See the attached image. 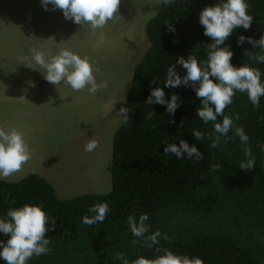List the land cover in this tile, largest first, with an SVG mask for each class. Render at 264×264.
Here are the masks:
<instances>
[{
    "label": "trees",
    "instance_id": "obj_1",
    "mask_svg": "<svg viewBox=\"0 0 264 264\" xmlns=\"http://www.w3.org/2000/svg\"><path fill=\"white\" fill-rule=\"evenodd\" d=\"M222 2L174 0L171 5L161 4L148 21L150 46L134 70L126 98L127 122L124 120L114 136L109 163L112 189L108 193L62 198L40 172L18 181L0 179V218H7L11 208L32 204L42 206L56 220L46 233L52 251L33 256L28 264H122L115 259L118 252L131 264L141 256L154 259L163 254L157 248L200 257L204 264H264V161L254 152L258 144H264V96L255 109L246 93L236 91L225 115L239 113L240 119L234 120L233 129L215 148L207 138L214 132L212 122L205 124L197 117L202 98L193 86L164 88L166 100L170 101L173 93L179 97L174 115L166 111V105L145 103L153 88L164 87L168 67L180 56L192 55L201 63L207 60V46L213 41L204 35L199 15L206 6ZM247 3L253 16L251 27L235 29L222 47L233 52L234 66L249 64L260 69L264 83V64L245 55L246 50L259 51L247 37L264 35V0ZM170 27L175 30L170 31ZM241 35L246 38L244 44L238 43ZM176 71L182 77L187 74L179 64ZM222 119L218 116L217 122L222 123ZM235 127H243L248 146L259 160L252 170L239 167L245 155L239 137L234 135ZM193 129L205 133V139L197 141ZM181 139L195 144L204 159L164 154L166 143L178 145ZM211 166L216 170L211 171ZM105 202L110 211L102 223L91 227L82 223L85 215H93L88 211L91 206ZM141 214H148L146 223L152 232L160 230L162 234L152 248L131 243L134 237L127 217L134 215L138 221ZM9 238L0 233V241L6 243ZM0 264L6 262L0 258Z\"/></svg>",
    "mask_w": 264,
    "mask_h": 264
},
{
    "label": "rangeland",
    "instance_id": "obj_2",
    "mask_svg": "<svg viewBox=\"0 0 264 264\" xmlns=\"http://www.w3.org/2000/svg\"><path fill=\"white\" fill-rule=\"evenodd\" d=\"M121 3L120 16L95 30L64 16L58 24L59 48L51 53L41 43L40 34L47 25L55 27L58 8L49 4L45 9L41 0L3 3L0 128L11 131L14 127L23 133L33 155L22 171L7 179L18 180L34 171L35 166L62 198L111 190L108 164L114 134L124 117L119 110L126 108L134 67L150 44L147 22L159 12L161 5L157 0H121ZM33 47L43 52L46 59L62 49L87 57L94 68L100 69L94 71L97 83L106 80L108 87L95 95L89 94L87 88L73 91L63 82L57 88L45 79L43 69L21 64L19 57H30ZM90 139L99 141L102 155L96 153L98 148L85 151Z\"/></svg>",
    "mask_w": 264,
    "mask_h": 264
},
{
    "label": "clouds",
    "instance_id": "obj_3",
    "mask_svg": "<svg viewBox=\"0 0 264 264\" xmlns=\"http://www.w3.org/2000/svg\"><path fill=\"white\" fill-rule=\"evenodd\" d=\"M4 2L5 0H0V8H2ZM41 2L45 9L49 4L54 8H58L56 17L59 18L60 22L65 16L66 19L72 20L78 25H90L93 30L103 28L109 21L120 16L121 0H41ZM172 3H174V0H157L158 5H171ZM250 7L247 0H223L222 3L203 8L199 15V22L204 28V35L210 37L213 41L207 46V60L201 63L195 56L189 55L187 58L180 56L176 64L186 69L187 74L182 77L176 71V64L169 66L164 87L153 88L150 96L145 101L147 104L166 105V111L174 115L179 107V97L173 93L170 101L166 100L164 88H175L181 85L193 86L197 97L202 98V105L197 109V117L205 124L212 122L214 126V132L207 137L212 140L211 147L213 148L221 144L222 137H227L230 129H233L234 120L240 119L239 113H235L233 117L225 115V109L233 103L236 91L246 93L255 109L259 108L260 98L264 96V83L261 82L262 73L260 69L249 64L240 67L234 66L231 63L233 52L227 47H222L235 29L240 27L249 29L251 27L253 16L248 12ZM174 30L170 27V31ZM245 40L246 38L241 35L238 38V43L244 44ZM247 40L252 48L259 49V51L250 52L246 50L245 55L255 63L264 64V35L259 39L247 37ZM149 46L150 44H147L146 48H149ZM30 52V57H19L21 64L40 71L43 69L41 72L45 79L57 88L63 82L70 86L73 91H82L87 88L89 94L95 95L101 89L108 87V81L106 80L97 83L94 71L99 72L100 69L99 67L94 68L87 57L82 58L68 49L60 50L51 59H46L45 54L35 47L31 48ZM156 82L157 80L154 78L152 83L155 84ZM197 85L198 87H196ZM127 113V108L121 107L119 110V114L124 116L122 123L124 120L125 123L127 122L125 119ZM218 116L223 117L222 123L217 122ZM171 122L174 123L175 121L172 120ZM193 133L197 141L205 139V133L200 130L193 129ZM234 135L239 137L245 155V160L239 164L242 170H252L256 167V162L259 160L264 161V144H258L255 148V155L259 158V160H255L252 149L248 146L249 137L243 127H235ZM165 145V155L171 154L177 159H181L186 154L190 159L193 157L198 161L204 159L199 148L195 144L190 145L186 140L181 139L178 145L176 143H166ZM97 148L96 153L102 155V146H99V141L96 139H90L85 145V151L87 152H93ZM32 156L23 133L14 127L11 131L0 128V179L11 182L27 176L30 172L18 180L7 179L22 171L23 166ZM33 167L35 168V166ZM210 170L215 171L216 166H211ZM32 172L39 171L34 169ZM205 176L202 175L201 178ZM88 211L93 215H85L82 223L91 227L96 223H102L110 208L106 202L97 203L91 206ZM6 216L7 218H0V233L10 237L6 243L0 241V245H3L0 258L6 264H28L33 256L39 257L52 251L49 246L50 239L46 237V233L50 230L49 224L51 223L54 227L56 220L50 218L42 206L25 204L22 207L9 209ZM148 220V214H141L138 221L134 215L127 217L129 229L134 237L131 241L133 246L140 243L143 247L152 248L159 243L162 234L160 230L152 232L150 225L146 223ZM163 238L168 239L166 234ZM156 250L158 252L162 251L163 254L154 259L141 256L133 260L131 264H204L200 257L190 258L187 255L176 254L166 248H157ZM115 259L121 261L122 264H129L123 253H116Z\"/></svg>",
    "mask_w": 264,
    "mask_h": 264
},
{
    "label": "crops",
    "instance_id": "obj_4",
    "mask_svg": "<svg viewBox=\"0 0 264 264\" xmlns=\"http://www.w3.org/2000/svg\"><path fill=\"white\" fill-rule=\"evenodd\" d=\"M121 6H122V3L120 4V10H119V12L121 11ZM54 17H55V20H56L55 27H52L50 25H47L41 31V34H40V41L47 48L48 53L53 52L55 49H57V47L59 48L58 39L60 37L61 30L58 29V27H59L58 24L60 23V20H59V18H56V15ZM116 18H118V16ZM25 123L26 122L24 121V124ZM35 169L37 170L36 167H35Z\"/></svg>",
    "mask_w": 264,
    "mask_h": 264
}]
</instances>
